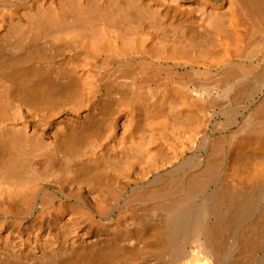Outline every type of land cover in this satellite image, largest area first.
<instances>
[{"label": "bare ground", "instance_id": "obj_1", "mask_svg": "<svg viewBox=\"0 0 264 264\" xmlns=\"http://www.w3.org/2000/svg\"><path fill=\"white\" fill-rule=\"evenodd\" d=\"M0 264H264V0H0Z\"/></svg>", "mask_w": 264, "mask_h": 264}]
</instances>
